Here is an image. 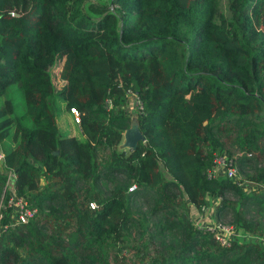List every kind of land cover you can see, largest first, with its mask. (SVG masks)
Instances as JSON below:
<instances>
[{
    "label": "trees",
    "instance_id": "16d2710c",
    "mask_svg": "<svg viewBox=\"0 0 264 264\" xmlns=\"http://www.w3.org/2000/svg\"><path fill=\"white\" fill-rule=\"evenodd\" d=\"M8 173L35 213L0 264H264V0H0V226ZM211 198L242 239L190 219Z\"/></svg>",
    "mask_w": 264,
    "mask_h": 264
},
{
    "label": "built area",
    "instance_id": "2783aa9c",
    "mask_svg": "<svg viewBox=\"0 0 264 264\" xmlns=\"http://www.w3.org/2000/svg\"><path fill=\"white\" fill-rule=\"evenodd\" d=\"M136 102V101H135ZM124 108H127V106H123ZM69 113L72 117V119L75 122L79 121V114L77 110L73 107L69 108ZM233 160H231L227 154L223 153L220 155L214 156L212 160L211 166L207 170V176L212 177V178H218V177H226L233 182H235L237 185H241V183L238 181L239 178L237 177L235 167L233 166ZM13 175L11 173H8V178L6 181L7 187L10 189V194L6 200L5 208H9V213L8 217L12 220L10 224H2L0 226V233L3 232L6 228H12L16 225L19 224H24L26 223L30 218L34 216L35 209L30 208L27 206L26 202L22 200L21 198L15 197L13 194L12 186H11V180H12ZM133 186L129 187L128 189L131 190ZM89 207H93V204H89ZM205 207H202L201 209L203 210ZM200 209V210H201ZM207 214L208 212H202ZM208 218V214L206 216ZM1 218V214H0ZM211 218V217H209ZM213 220H209V223L212 222ZM215 224V223H214ZM212 224L204 225L205 229L213 232V237L214 239L218 242L219 245L221 246H227L228 242L230 241L229 239L225 238L223 234H221V231L225 228H223L220 224H216L217 226L215 227L212 226ZM221 229V231H220ZM227 232V229H225ZM232 234L235 233V231L231 230ZM234 232V233H233ZM236 234V233H235ZM234 234V235H235Z\"/></svg>",
    "mask_w": 264,
    "mask_h": 264
},
{
    "label": "rangeland",
    "instance_id": "374dc122",
    "mask_svg": "<svg viewBox=\"0 0 264 264\" xmlns=\"http://www.w3.org/2000/svg\"><path fill=\"white\" fill-rule=\"evenodd\" d=\"M54 110H55L54 111L55 120H56V122L58 124V128H57L58 131L61 134H63V135H74V136L79 137V129H78L77 122L75 123V121L72 119V117L69 114V112H66L64 110L63 105L60 104V103H55ZM130 118H131L130 119V122H131V121L134 120L135 117L133 115H131ZM121 142H122V139H121ZM120 143L118 144V147L121 149ZM124 150L128 151V149H126V148H124ZM225 154H227V153H225ZM235 170H236V167H235ZM237 172L238 171H236V174H237V177L239 178L240 175ZM255 186L256 185H253L252 183H248L246 181H243V182H241V187L240 188L243 191H249L250 189H252V187L255 188ZM216 205H217V203L215 202L214 198L209 199V203H208L207 206L212 207V210L210 211L212 219L214 218V208H215ZM197 212H198L197 214L191 216V218H190L192 221L195 222V224L197 226L204 227V225L212 224L210 227H212L214 225L216 227L217 226L216 224H220L223 228L227 229V232L225 231V229H223L222 231L220 229L221 234H223L225 238H227L229 240L236 239V238L242 239L241 236L236 237L234 235L235 234L234 232H233L234 234H232L231 230H233V229H232V225L229 222L228 214H224L222 217H220V219L213 220L212 222L209 223V214L210 213H207L208 214V218H207L206 217L207 214L200 213L199 211H197ZM200 218H202V221L200 220Z\"/></svg>",
    "mask_w": 264,
    "mask_h": 264
},
{
    "label": "water",
    "instance_id": "95a60500",
    "mask_svg": "<svg viewBox=\"0 0 264 264\" xmlns=\"http://www.w3.org/2000/svg\"><path fill=\"white\" fill-rule=\"evenodd\" d=\"M122 142L120 143L121 148H126L128 150H135L137 143L143 141L144 137L140 130L138 129L137 123L135 120L129 123V126L124 129L122 136Z\"/></svg>",
    "mask_w": 264,
    "mask_h": 264
},
{
    "label": "crops",
    "instance_id": "0c3cea01",
    "mask_svg": "<svg viewBox=\"0 0 264 264\" xmlns=\"http://www.w3.org/2000/svg\"><path fill=\"white\" fill-rule=\"evenodd\" d=\"M56 123H57V122H56ZM56 125L58 126V124H56ZM211 210H212V207L207 206V207H205L203 210L201 209L199 212L202 213V212H206V211H207L208 213H210V214H209V217H211V212H210ZM195 211H196V210H195ZM197 213H198V212L194 213L193 215H195V214H197ZM193 215H192V216H193ZM211 219H212V218H209V220H211ZM200 220L202 221V218H200Z\"/></svg>",
    "mask_w": 264,
    "mask_h": 264
},
{
    "label": "clouds",
    "instance_id": "9594fccd",
    "mask_svg": "<svg viewBox=\"0 0 264 264\" xmlns=\"http://www.w3.org/2000/svg\"><path fill=\"white\" fill-rule=\"evenodd\" d=\"M68 112H69V111H68ZM69 114H70V113H69ZM72 121H73V120H72ZM73 122H74V121H73ZM78 122H79V121H78ZM78 122H77V123H78ZM75 123H76V122H75Z\"/></svg>",
    "mask_w": 264,
    "mask_h": 264
}]
</instances>
